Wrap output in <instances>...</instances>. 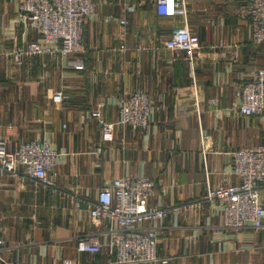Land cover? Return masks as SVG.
<instances>
[{"label": "crops", "instance_id": "1", "mask_svg": "<svg viewBox=\"0 0 264 264\" xmlns=\"http://www.w3.org/2000/svg\"><path fill=\"white\" fill-rule=\"evenodd\" d=\"M93 1L81 54L34 55L17 65L8 52L38 34L17 0H0V135L11 149L44 139L58 151L51 187L0 173V264H116L107 245L90 253L76 243L92 233L107 241L111 224L92 220L89 202L125 174L155 180L149 206L193 203L145 223L158 236L154 264H264V226L226 228L221 202L202 201L207 187L238 182L232 151L264 143V114L238 110L243 84L264 66V44L252 42L243 15L247 0H185L186 14L174 16L158 14L155 0ZM184 23L200 42L190 58L165 46ZM77 56L83 69L72 67ZM58 89L69 99L52 102ZM136 90L151 103L147 128L116 125L113 140L102 141L91 111L103 101V118L116 122L120 97ZM260 197L264 204V192Z\"/></svg>", "mask_w": 264, "mask_h": 264}, {"label": "built area", "instance_id": "2", "mask_svg": "<svg viewBox=\"0 0 264 264\" xmlns=\"http://www.w3.org/2000/svg\"><path fill=\"white\" fill-rule=\"evenodd\" d=\"M19 15L32 28L38 38L23 42L7 55L20 65L25 58L34 55H59L68 57L84 51L83 30L86 20L95 13L93 0H17ZM158 14L165 16L185 15V0H155ZM128 12L134 10L132 4H126ZM250 27L253 43L264 44V0H247L243 10ZM105 21L109 17L104 18ZM120 35L127 33L126 18L118 19ZM199 37L186 23L174 27L165 46L172 50L184 51L190 58L199 48ZM1 55V52H0ZM72 67L83 69L81 56L72 61ZM69 99L63 90H54L51 100L62 103ZM104 102L97 103L91 115L100 123L102 141H112L116 125L134 130L145 129L149 124L151 103L143 90L124 93L119 100L120 117L116 122L106 121L101 112ZM238 110L242 115L264 114V66L255 69L242 86ZM102 146L96 148L101 152ZM58 151L47 140H23L9 147L5 136L0 135V173L18 175L21 180L30 179L43 186H53L51 174L54 173ZM231 164L237 183L209 186L202 201L221 202L222 224L226 228L239 229L247 224L255 228L264 226V204L261 193L264 192V143L243 147L231 152ZM22 169V171H21ZM156 190L155 180L149 176L121 175L112 177L99 191L97 199L89 202V214L92 220L106 219L111 226L106 230L107 241L100 233L80 237L76 248L80 252L98 253L107 245L114 254L113 262L156 263L158 236L153 226L155 222L181 208L193 203L170 206H149L148 201ZM2 212L0 209V221ZM4 240L0 235V250ZM166 262V259H162ZM65 264H71L69 261ZM232 264H248L236 261Z\"/></svg>", "mask_w": 264, "mask_h": 264}]
</instances>
